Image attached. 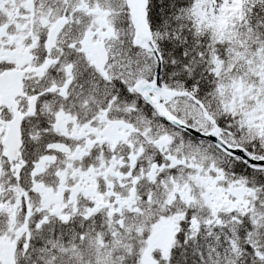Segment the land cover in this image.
<instances>
[{
  "label": "snow or ice",
  "instance_id": "6c2138e0",
  "mask_svg": "<svg viewBox=\"0 0 264 264\" xmlns=\"http://www.w3.org/2000/svg\"><path fill=\"white\" fill-rule=\"evenodd\" d=\"M0 264H264V0H0Z\"/></svg>",
  "mask_w": 264,
  "mask_h": 264
}]
</instances>
